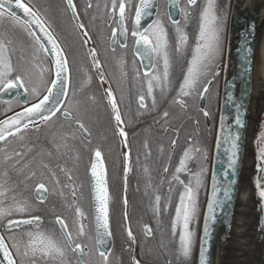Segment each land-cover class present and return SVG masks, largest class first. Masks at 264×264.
<instances>
[{"label": "snow or ice", "instance_id": "1", "mask_svg": "<svg viewBox=\"0 0 264 264\" xmlns=\"http://www.w3.org/2000/svg\"><path fill=\"white\" fill-rule=\"evenodd\" d=\"M198 8L197 31L190 59L186 60L181 79L171 103L181 109L188 107L189 98L206 100L210 88L220 76L224 55L225 16L219 11L217 0H167V11L160 10L156 0H84L83 8L77 0H63L54 4L51 0L40 3L39 0H0V103L5 105V118L0 119V264H113L110 257L113 231L110 218V193L104 153L99 145H93L92 125L100 123L101 110L108 117V124L114 137L119 138L123 157L124 192L122 213L123 228L128 239V251L134 253L136 235L129 222L127 211V180L133 171V153L129 142L127 122L121 109L125 100L123 89L118 99L112 87V81L106 74L102 62L100 45L116 53V46L128 48L129 36L133 39L134 56L142 69L133 63V79L136 81L135 101L137 115L154 110L157 107V94L164 96L172 84L173 58L171 55L169 32L166 24L175 27L176 53L183 54L189 41V35L181 21L173 19L171 9H177L185 23L191 16V10ZM17 10L22 13L18 14ZM70 12V25L65 29L69 36L57 31L56 16H65ZM90 17L92 27L100 29V39L93 40L90 27L81 19V15ZM148 17H154L146 25ZM132 20L129 31L128 21ZM103 28H107L105 36ZM82 50V58L70 62L69 55L75 46ZM91 45V46H90ZM243 69L249 71L251 48H242ZM120 71L118 83L127 80L125 70L127 61L123 56L116 59ZM79 74L78 86H73V67ZM90 69H95L104 88L103 101L88 91L92 83ZM235 88V83L230 85ZM10 97V99H4ZM232 102V95L226 94V103ZM19 107L20 111H14ZM237 127H244L240 115V104H235ZM130 112L129 107H125ZM13 112L12 115H7ZM204 117L209 112L201 108ZM169 112H162L167 123ZM225 117L220 120V135L216 148L224 144L227 154V167L223 171V183L213 174L211 177V196L207 203L203 227V241L200 252V264H206V248L210 239V224L217 219V211H225L232 199L235 172L239 151V132L226 125ZM200 121L195 124L199 126ZM168 129L165 128V131ZM36 133L35 139L28 137L29 132ZM43 132L47 147L39 144ZM178 137V131L176 133ZM177 139H172L170 147L175 148ZM183 149L178 166L171 174L168 192L173 191L172 182L182 186L175 205V214L169 231L174 241L178 239L176 252L183 258L190 257L193 248L194 231L192 224L199 208L198 198L205 187L207 169L200 166L191 170L190 161L207 154L199 141L189 137ZM258 172L264 173V133L258 142ZM144 158L151 156L150 143H143ZM90 153V184L92 193L93 227L89 228V217L80 202V188L77 184V161L80 152ZM163 153L164 149H159ZM135 160L140 161L137 153ZM152 211L159 216L162 210V197L152 186L149 168L144 166ZM62 174L63 179L58 176ZM187 173L188 180L181 179ZM163 174H169V167L163 168ZM47 175L52 185L42 177ZM264 179V177H262ZM258 195L264 199V184L256 181ZM55 191L64 199L66 211L70 217L49 209L53 216L54 227L44 226L38 205L48 200L50 192ZM222 194V196H221ZM171 204L170 196L166 199ZM146 237L153 236V228L145 224ZM131 264H141V260L132 256Z\"/></svg>", "mask_w": 264, "mask_h": 264}, {"label": "flooded vegetation", "instance_id": "2", "mask_svg": "<svg viewBox=\"0 0 264 264\" xmlns=\"http://www.w3.org/2000/svg\"><path fill=\"white\" fill-rule=\"evenodd\" d=\"M26 3L28 0H24ZM184 0H180V6H184ZM40 3H47L48 0H39ZM54 4H62L63 0H51ZM135 2V0H134ZM157 3L160 6V10L163 13L167 11V0H157ZM78 6L83 8L84 0H77ZM201 4V3H200ZM182 16H180L181 21ZM81 19L84 21L86 25L90 27V34L93 36L94 41H98L100 37V29L97 27H92L89 23L90 17L86 15H81ZM198 21V8H194L191 10V16L186 25H183L184 30L189 35V41L187 46L184 49L183 54L176 53L174 50L175 46V27L166 21L168 32H169V41H170V49L171 55L173 58V69H172V84L169 91L164 95L160 96L157 94V107L154 110H150L144 112L141 115H137V105L135 101V93H136V81L133 79V63H136L137 67L142 69V65L139 64L138 58L134 56L133 52V39L129 36L128 40V48L121 49L119 45L116 46V53H111L108 51L106 54L104 52V46L100 45L98 50L101 52L102 62L105 63L106 74L112 81V87L116 92V95L119 99L121 94V89H123L125 100L121 102L122 113L124 114V118L126 122L131 119L132 123L129 124L127 131L129 133V142L132 147L133 153V171L128 174L127 180V199L128 206L127 211L129 214V222L131 223L134 234L136 235V243L133 245L135 249L134 253H130L128 249V239L126 233L123 228V218L122 213L124 211L123 206V197L124 194V181H123V157L121 155L122 149L119 143V138L114 137L111 133L108 124V117L106 113L101 110L100 115V123L92 125L94 131L93 137V145H99L104 153V162L107 167L108 172V185L111 195L110 200V218H111V227L113 231V246H112V256L110 259L113 264H131L132 256L135 255L137 259L141 260V264H159L156 260L145 258L142 255L143 247L146 246L150 255H157L158 249L156 247V243L160 240L155 234V229L152 221L158 220V216L152 211L150 207L149 197L145 195L146 191H151V189L145 188L147 185V177L143 171V167L146 166L149 168V174L151 177L152 186H157L160 182V177H167L163 174L164 166L175 168L178 166V161L180 156L182 155L183 149L187 146L186 141L188 140L190 135H185L182 141L180 142V148L176 149L170 147V142L172 139H177L174 134L178 131V125L176 121L180 118L185 117L188 120V127H192V122L194 121V115H177L175 113L176 105L171 103V99L175 96L176 88L178 86V74H182L183 66L181 65L185 58L190 56L191 50L194 47V39L196 31H197V22ZM70 12L65 16H56V25L57 31L69 39L68 31L65 29L70 25ZM132 20L128 21L129 31L132 29ZM108 29L103 28V33L106 36L108 34ZM91 46V45H90ZM225 54V48H224ZM123 56L127 61L126 71L128 72V77L126 82L118 83L120 80V71L119 67L116 63V59L118 57ZM76 58L79 61L82 58V50L79 46H75L69 55L70 62L73 61V58ZM224 58V56H223ZM224 62V61H223ZM73 86H78L80 76L76 72V65L73 64ZM223 69V65H222ZM89 74L92 76V83L89 85L88 91L90 94H95L98 99L103 101L104 88L107 85H101L99 83V78L96 75L95 69H90ZM221 85V83H220ZM190 101L195 100L196 98H189ZM208 99V97H207ZM206 99V102H207ZM198 105L200 99H197ZM129 107L131 109L130 112L125 111V107ZM2 107H6L2 103H0V111ZM206 107V105H205ZM17 108L16 110H19ZM200 109V107H199ZM14 110V111H16ZM201 110V109H200ZM168 111L169 118L167 123L164 122L162 117V112ZM12 113V112H10ZM8 113V114H10ZM218 113V112H217ZM7 114V115H8ZM2 116L1 118H3ZM0 118V119H1ZM217 118V117H216ZM207 125L210 124V118L206 117ZM216 124V122H215ZM165 128L168 130L165 131ZM37 134L33 132L28 133V137L31 139H35ZM40 140L39 144H43L47 147V142L45 141L43 132L39 134ZM215 135V134H214ZM147 140L150 143L151 147V156L145 160L144 158V149L143 143ZM214 140V139H213ZM178 142V141H177ZM213 146V145H212ZM163 148L164 151L161 153L159 151L160 148ZM137 153L140 154L139 163L136 162L135 157ZM175 154V156L170 157L168 154ZM207 154V152H206ZM212 154V151H211ZM80 159L77 163V171L76 175L78 177L77 184L80 188V202L82 206L86 209L89 217V228H92L93 225V216H92V201L91 194L89 188V179H88V170L90 165V153L88 150H83L80 152ZM211 157L209 159L207 154L206 162L209 163L210 166ZM172 165V166H171ZM188 167L192 170L193 161L189 162ZM210 170V168H209ZM85 174L87 176L85 177ZM61 179H63L62 174L58 173ZM188 175L186 173V180H188ZM42 179L46 180L49 186L52 185V180L48 178L47 175H44ZM143 188H142V187ZM117 187V188H116ZM157 188V187H156ZM114 189H118V192L115 193ZM157 190V189H156ZM158 194V193H157ZM39 213L42 215L44 220V226L48 228L54 227L53 225V216L49 209L55 208L56 212L63 214L65 216L70 217L71 213L65 210L64 207V199L59 196L55 191L50 192L48 196V200L43 205H38ZM155 222V221H154ZM147 224L153 228V236L146 237L143 232V226ZM158 246V244H157Z\"/></svg>", "mask_w": 264, "mask_h": 264}, {"label": "water", "instance_id": "3", "mask_svg": "<svg viewBox=\"0 0 264 264\" xmlns=\"http://www.w3.org/2000/svg\"><path fill=\"white\" fill-rule=\"evenodd\" d=\"M232 2H234V0H232ZM232 2H231V5H232ZM230 10H231V7H230ZM17 12L18 14L22 15V13H20L19 10H17ZM171 12H172L173 19L180 20L181 15L179 14L177 9H171ZM229 17H230V13H229ZM152 19H154V17H148L144 21H142V24L146 25ZM261 42H262V34L260 31H257L254 35H251V34H245V32L241 30L239 34L235 36L234 33H232L230 30L229 19H228L225 55H224V62H223L224 70L222 71L218 113H217V118H216L215 135H214V140H213L212 154H211V161H210L208 188H207L205 205H204V209H203V213L201 217L200 227H199L195 264H200V252H201V245L203 241L204 220L206 216L207 203L211 196V177L213 174H215L219 178L221 183H223V171L227 167V154L225 152V148L229 147V145L224 144L220 149L216 148L217 137L220 135V120L222 116L226 118L225 119L226 125L231 127V129L234 132L238 131L240 134V140L238 141L239 151H238L235 172L230 177L231 179L235 180V184L233 185L232 199L230 200V202L226 204L224 212H220L219 210L217 211L216 222L214 224H210V239H209V243H208V246L205 252L206 264H215V256H216L215 250L217 247L219 235H220L222 227L224 226L226 219H228V216L231 214V211L236 201L237 192L239 189V184H240V179H241L244 143H245V138L247 135L248 113H249V105H250V98H251L252 80L255 75L256 65H257L258 57H259L260 50H261ZM244 46L250 47L252 50L250 58H249L250 63L248 64L249 71L247 73H245L243 69L244 53L242 51V48ZM226 59H228L227 66L224 67ZM232 83H235V88L230 87ZM229 93L232 95L233 101L235 103H232V102L226 103V94H229ZM4 99H10V97H4ZM235 104L241 105L240 115H241V119L244 122V127L242 128L237 127L235 125V121H234V118L236 116ZM205 105H206V100L200 99V102H199L200 109L201 108L205 109ZM20 110L21 109L16 110V111H20ZM12 114L13 112L8 115H12ZM257 131H258V120L256 123V133ZM255 173H257V169L255 170ZM89 176H90V173L88 170L89 188H90L91 201H92L91 184H90ZM107 179H108V172H107ZM109 193H110V190H109ZM110 200H111V195H110ZM229 228H230V224L228 225V220H227V225H226L225 230L229 231ZM112 246H113V238L111 240V249H112Z\"/></svg>", "mask_w": 264, "mask_h": 264}, {"label": "bare ground", "instance_id": "4", "mask_svg": "<svg viewBox=\"0 0 264 264\" xmlns=\"http://www.w3.org/2000/svg\"><path fill=\"white\" fill-rule=\"evenodd\" d=\"M229 27L235 36L241 30L245 34H262L261 50L258 57L255 75L252 80L251 98L248 113L247 135L244 143L241 179L236 201L231 214L221 229L215 250V264L228 247L239 254L244 248L252 246L255 253L264 263V237L259 231L261 205L256 200L253 189V175L256 158L255 136L256 123L264 102V0H234ZM225 60L224 67L227 66ZM230 224L229 231L225 230Z\"/></svg>", "mask_w": 264, "mask_h": 264}, {"label": "trees", "instance_id": "5", "mask_svg": "<svg viewBox=\"0 0 264 264\" xmlns=\"http://www.w3.org/2000/svg\"><path fill=\"white\" fill-rule=\"evenodd\" d=\"M185 0L183 1V3ZM232 0H217V5L219 8V11L224 14L225 16V31H224V48L226 45V37H227V25H228V19H229V13H230V7H231ZM202 4L203 0H198V4ZM189 19L185 23L184 17L181 18V25H186L188 23ZM198 22V21H197ZM194 39V37H192ZM190 59V56L185 58L184 62L181 64L183 67L185 66L186 60ZM224 61V60H223ZM223 61L221 64V68L223 65ZM182 74H178V81H180ZM222 79V71L219 77L214 81L213 86L210 88V94L208 96L205 110L209 112V118H210V124L207 125L206 123V117L203 116L201 110L199 109V105L197 102V98L193 101H190L188 99V107L185 109H181L178 105H176L175 113L177 115L187 116V115H194V121L192 122V127H188V120L183 117L176 121V124L178 125V137L176 134V138H178L177 147L176 149H179L180 142L186 135H190L194 140L199 141L204 148L205 152H207L208 157L210 159L211 157V151H212V145H213V139L215 134V122L218 112V105H219V95H220V83ZM4 108H1L0 111V118L4 115L2 113L4 112ZM19 107H15L14 110H16ZM10 113V112H8ZM7 113V114H8ZM199 120V126L195 124V121ZM258 132V131H257ZM256 155H257V149H256ZM170 157H174L175 154H168ZM256 160V169H257V156L255 158ZM172 166V165H171ZM200 166H203L207 169L206 176H205V187L201 189L199 198H198V208L199 212L192 224V229L194 231V240H193V248L192 253L190 257L183 258L179 255L178 252H176V248L178 247V239L176 241L173 240V238L170 235L169 227L171 220L175 214V205L178 202V194L181 192L182 186L179 184H176L175 182H172V188L173 191L171 193L168 192L169 188V181H171V174L174 172V169L172 167L170 168L169 174L167 177H160V182L155 187L157 189V193L161 195L162 197V210L161 214L158 216V220L152 221L155 229V234L158 240V243H156V247L158 249L157 255H150L146 246L144 245L142 255L145 258L156 260L159 264H195L196 259V252H197V241H198V234H199V227L201 222V217L205 205L206 195H207V188H208V180H209V163L207 164L206 160H202L200 157H197L195 160H193V171H197ZM87 174H85V177ZM181 179L186 180V173L181 174ZM258 179H261V183L264 184V179L259 176L258 173L255 175V181ZM142 187V186H141ZM117 188V187H116ZM143 188V187H142ZM145 188H147L145 186ZM115 193L118 192V189H114ZM170 196L171 198V204L168 205L166 203V199ZM158 244V246H157Z\"/></svg>", "mask_w": 264, "mask_h": 264}, {"label": "rangeland", "instance_id": "6", "mask_svg": "<svg viewBox=\"0 0 264 264\" xmlns=\"http://www.w3.org/2000/svg\"><path fill=\"white\" fill-rule=\"evenodd\" d=\"M232 5H233V2H232ZM232 5H231V8H232ZM230 15H231V10H230ZM229 20H230V17H229ZM257 118H258V132L256 133V136H255V147L257 149L256 156H257V164H258L259 163L258 142L261 139V133H264V102L260 110L259 117ZM255 166H256V160H255ZM255 170H256V167H254L253 189H254L256 200L261 205L260 212L258 213V218L260 220L259 221V227H260L259 231L262 233L264 237V199H261L258 195L259 190L256 187ZM257 173L259 174L260 177H264V173L258 172V169H257ZM226 246L228 250L226 253H222V255H220V257L217 260V264H264L259 260L260 258L257 256V254L255 253L254 247L252 246L244 248L239 254L237 253V251L232 250L231 247H228L229 243H227Z\"/></svg>", "mask_w": 264, "mask_h": 264}]
</instances>
